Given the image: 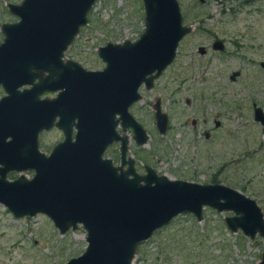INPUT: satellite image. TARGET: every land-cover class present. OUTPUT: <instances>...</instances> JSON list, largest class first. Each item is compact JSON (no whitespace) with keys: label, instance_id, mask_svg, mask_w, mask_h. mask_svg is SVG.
<instances>
[{"label":"water","instance_id":"1","mask_svg":"<svg viewBox=\"0 0 264 264\" xmlns=\"http://www.w3.org/2000/svg\"><path fill=\"white\" fill-rule=\"evenodd\" d=\"M98 1L8 5L20 19L2 26L0 44V87L6 92L0 99V204L17 219L46 215L61 234L82 226L88 247L66 264H133L138 247L156 231L184 214L202 221L205 208L233 213L226 218L231 232L264 239V214L245 194L223 184L171 180L149 166L146 175L137 173L135 160L127 158L129 138L117 128L121 123L123 132L132 129L138 146L148 143L147 131L130 108L142 100L141 87L153 88L173 63L193 28L184 25L178 0H141L145 30L140 38L100 47L106 67L89 71L66 58V52ZM214 48L225 49L221 40ZM200 52L205 54V48ZM240 76L233 72L230 80ZM46 93L58 94L42 99ZM154 108L157 129L165 135L168 115L160 100ZM254 119L264 126V110L256 104ZM54 128L65 139L48 156L39 148L40 134ZM115 142L122 143L121 167L104 158ZM29 171L32 179L23 174ZM10 173L22 174L9 180Z\"/></svg>","mask_w":264,"mask_h":264},{"label":"rangeland","instance_id":"2","mask_svg":"<svg viewBox=\"0 0 264 264\" xmlns=\"http://www.w3.org/2000/svg\"><path fill=\"white\" fill-rule=\"evenodd\" d=\"M245 1L178 0L184 25L193 31L180 42L176 58L153 88L142 86V100L130 108L147 131L148 143L137 146L131 129L123 135L129 137V155L136 160L139 174L145 175L149 166L171 180L223 184L255 200L264 214V126L255 121L253 109L256 104L264 110V69L260 66L264 21L262 15L253 14L256 6L243 7L242 14H236ZM22 2L0 0V44L2 26L19 20L8 5ZM240 18L246 20L236 21ZM144 30L141 0H99L66 58L86 70L102 71L106 64L99 57L100 47L135 42ZM214 36L228 42L225 53L212 50ZM202 46L208 47L206 55L199 53ZM235 71L242 74L232 82ZM3 96L0 87V99ZM157 100L169 118L165 135L157 129ZM216 121L221 123L219 128ZM205 130L214 137L207 140ZM63 140L57 129L44 132L39 148L49 155ZM114 144L104 157L118 164L120 143ZM21 174L10 173L8 179ZM23 174L29 179L34 176L33 171ZM231 216V212L211 208L203 210L202 221L192 214L180 215L138 247L133 264H260L264 239L252 240L241 230L231 232L226 224ZM87 247L82 226L61 234L46 215L17 219L0 204V264H66L83 255Z\"/></svg>","mask_w":264,"mask_h":264},{"label":"flooded vegetation","instance_id":"3","mask_svg":"<svg viewBox=\"0 0 264 264\" xmlns=\"http://www.w3.org/2000/svg\"><path fill=\"white\" fill-rule=\"evenodd\" d=\"M204 4V3H203ZM252 6H256V9L253 11V14L255 13V15L258 17V16H260V15H262V18H261V20L262 21H264V0H246L245 2H243L242 4H241V6L239 7V10L236 12V14L237 15H240V14H242V10H243V7H248V10H250V8L252 7ZM247 14H249V12H247ZM244 20H246L245 18H240V19H236V21H238V22H242V21H244ZM193 28V27H192ZM217 40H221L222 42H223V45H224V51H219V50H216L215 48H214V44H215V42L217 41ZM226 44H228V42L225 40V39H220L219 37H216V36H214V40H213V42H212V45H211V48H212V50L215 52V53H219V54H223V53H225V51H226V49H227V46H226ZM202 47H204V46H202ZM202 47H200V48H202ZM200 48H199V53L201 54V55H206L207 53H208V47H204L205 48V54H202L201 52H200ZM262 63V62H261ZM261 63H260V66H261ZM235 72H237V71H235ZM242 74V73H241ZM239 78V77H238ZM237 78V79H238ZM237 81V80H236ZM235 81V82H236ZM49 94H56V96H57V93H46V94H44L43 96H42V98H48V99H54L55 97H53V98H50L48 95ZM191 102L190 101H188V104H190ZM253 109H254V106H253ZM216 122H219V121H216ZM216 122H215V125H216ZM197 121L196 120H194L193 121V124L196 126L197 125ZM220 126H221V124H220ZM219 126V127H220ZM216 127L217 128H219L217 125H216ZM119 128H121V131L120 130H118L119 132H120V134H122L123 135V131H122V127L120 126V127H118V129ZM56 129V128H55ZM54 130V129H53ZM58 130V129H57ZM133 132V131H132ZM207 134H209V137H207ZM211 137H214V135L212 134V133H210V132H208V131H206L205 130V138L207 139V140H209ZM119 144V143H118ZM113 145H115V144H113ZM112 145V146H113ZM121 143H120V148H121ZM119 148V151L121 150ZM112 161H113V163H114V165L116 166V167H121L122 166V157H121V153L119 152V159H120V162L118 163V164H115V161H114V159H112V158H110ZM135 160V159H134ZM134 166H135V169H136V171H137V167H136V160H135V164H134ZM129 169V164H126L124 167H123V170L124 171H127ZM138 172V171H137Z\"/></svg>","mask_w":264,"mask_h":264}]
</instances>
